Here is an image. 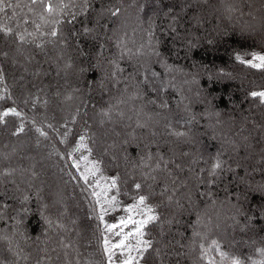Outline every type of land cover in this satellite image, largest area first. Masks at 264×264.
I'll list each match as a JSON object with an SVG mask.
<instances>
[{
	"label": "trees",
	"instance_id": "obj_1",
	"mask_svg": "<svg viewBox=\"0 0 264 264\" xmlns=\"http://www.w3.org/2000/svg\"><path fill=\"white\" fill-rule=\"evenodd\" d=\"M212 1L93 0L89 16L78 18L74 24L61 26L66 45H47L43 50L35 45L21 48L23 56L30 60L26 65L30 71L25 77L27 84L18 80L19 76L9 61L10 57L16 60L18 57H15V50L2 44L0 34V50L9 52L7 58L0 57V65L5 72L4 84L0 85V95L5 97L0 99V113L9 108L21 113L20 117L11 114L4 117L5 123L0 124V129L3 132L12 129L11 137H16L29 134L27 130L34 124L47 133V138L42 136L39 142L54 145L53 158L66 174L70 189L82 209L80 219L79 214L72 207L69 208L70 214L76 217L80 234H73L65 242L75 244L82 252V243L91 226L95 248L93 264H107L103 249L106 229L103 220L98 218L101 210L93 194L91 178L95 175H89L85 181L82 176V156L99 163L97 175L109 180L113 176L119 178V191H112L121 204L133 201V196L137 194L132 187L134 180L155 185L154 188L144 187L140 192L149 197L148 203L160 216L158 222L149 224L144 230V239L152 241V248L143 253L141 264H207L209 256L217 258V253L211 250L213 240L229 254V258L238 256L245 264L264 260V256H255L254 253L255 248H264V216H257L254 211H250V206L264 204V200L249 188V185L251 189L264 185V104L259 102V98L253 99L248 95L251 91L264 90V68H254L236 60L237 54L244 60H252L253 54L264 56V34L260 37L242 34L236 23L239 19L232 16L221 20L222 14L214 11ZM243 1L251 3L254 0ZM19 2L22 9L26 8L24 5L28 4V0ZM243 4V12L248 11L247 4ZM127 6L135 13L134 25H128L129 30H125V27L126 21L130 19L122 16L125 11L123 7ZM33 7L39 10L38 5ZM117 7L120 9L118 16L113 17L108 12L101 15L105 8ZM21 8L16 9L19 15L26 12H22ZM138 11L140 20L136 17ZM11 15L12 9H7V16L0 13V22L14 26L15 21L8 19ZM82 22L95 29L92 34L95 39L92 36L72 35L73 32L81 31ZM28 27L32 30V25ZM171 28L179 32L180 39L174 36ZM150 33L154 34L151 36V46ZM128 50H131V54H127ZM137 50L142 54H137ZM153 50L159 51L161 56L152 55ZM122 51L124 55H121ZM59 56L62 60L58 59ZM112 61L123 69L115 77L112 76L115 71ZM67 64L71 67H66ZM81 69L86 71L82 72ZM61 70L70 75L64 78L67 84L55 76ZM148 71L158 73L155 78L162 85L160 92L143 82ZM126 88L129 90L128 97L133 94L135 99L125 98L126 94L120 90ZM25 89L30 90L31 94L22 99L19 96ZM152 89L157 93L152 92ZM69 96L71 99H66L73 107L67 113L59 112V100ZM152 98L160 104L167 103L168 107H161L158 111L149 104ZM250 101L256 103L255 109L249 106ZM131 105L138 106L145 114H152L155 121L164 125L169 123L163 122L155 113H162L163 110V113L168 112L166 114L181 121L176 125L171 123V128L186 133L189 129L186 121L191 123L195 119L194 132L191 137L177 138L169 135V130L160 125L155 129H152L151 124L135 129L129 126L124 128V125L120 127L118 124H122L123 120L120 121L117 114H129ZM105 111L111 114L107 119L113 120L108 127L105 125L111 133H119L124 139V133L133 132V146L128 149L124 146L120 150L121 158L128 163L134 162L130 165L140 167L141 173L147 171L141 166V158L146 159L151 154L156 156L151 163L153 167L158 157L163 156L165 160L173 159L182 163L183 171L169 166L163 173L161 170V179L155 181L127 175V169L113 159L100 140L96 143L92 128L87 124L91 122L93 125V121L99 119L100 124H103L104 115L95 118L91 114ZM112 112L116 113L113 115ZM21 124L23 131L14 134ZM149 128L152 130L149 131ZM83 134L87 135L90 154L85 150L73 151ZM3 139L0 135V142L10 141ZM111 141L114 142L113 137ZM161 143L163 146L159 145ZM237 145L238 151L230 150ZM198 146L210 150L208 167L217 155L225 161V170L213 184L206 182L208 177L202 171L204 164H198L197 154L202 155L194 152ZM14 148L15 155L6 157L0 154V183L6 181L5 187L0 190V237H7V240L1 241L3 245L7 243L6 248L11 247L10 253L13 257L16 255L15 259H23L24 264H33L34 261L42 263V259L50 258L48 253L51 247L56 246L52 241L55 243V238L63 237L60 231L58 235L50 232L53 222L61 221L60 215L55 212L59 209L50 211L44 208L48 205V196L45 191H38L42 188V181L26 180L21 174L12 175L14 168L27 167L25 158L31 160V152L26 147L23 150ZM185 152L194 153L184 156ZM74 162H78L80 167H75ZM229 167L234 171H229ZM37 170L32 167L29 171L36 173ZM5 171L11 172V175H4ZM168 171L173 173L171 177L167 175ZM173 179L177 181L175 186L172 185ZM165 185L169 191L162 197L160 192ZM15 188L24 191L21 192V189V193L15 195ZM168 196L174 200L172 204L166 201ZM200 218L208 219L201 220V223L207 222L204 229L198 227ZM47 221H51V224ZM193 235L199 237L193 240ZM241 240L253 241L246 245ZM201 245L209 251L207 256L202 254L198 259ZM44 248L45 252L42 251ZM75 257L80 259L81 255Z\"/></svg>",
	"mask_w": 264,
	"mask_h": 264
},
{
	"label": "rangeland",
	"instance_id": "obj_2",
	"mask_svg": "<svg viewBox=\"0 0 264 264\" xmlns=\"http://www.w3.org/2000/svg\"><path fill=\"white\" fill-rule=\"evenodd\" d=\"M206 1H204L205 3ZM253 2V4H251ZM251 3L248 2H244L243 0H213L212 4L214 8V11L220 12L222 14L221 20H227V17H232L235 16L239 19V21L237 20V27L239 29V32H241L242 34H248L251 37H260L261 35L264 34V2L262 0H254ZM247 4V9H249L248 11H244L243 9L245 7L242 6L241 9V5L242 4ZM243 4V5H244ZM133 9L135 10L134 4H133ZM240 7V8H239ZM125 9V11H123L122 16L123 17H127L130 20L126 21V27L125 30H129L128 25L132 24V26L134 25L133 22V18H135V13L133 12L134 10L127 6V7H123V10ZM241 9V10H240ZM107 8H105L103 10V14L107 13ZM23 11L27 12V8H24ZM104 14V15H105ZM140 12L138 11V15H136V17H138L139 19ZM229 22V21H228ZM144 23V22H143ZM2 39L3 42L2 44H4L5 46H7L10 50H15V57H18V59L16 60V58L10 57L9 61L12 64L15 73L17 72L18 74V80L21 83L28 82V80L25 78L27 75H29V69H27L26 65L27 63L30 62V60L28 58H26L25 56H23V52L21 51V53H17L16 52V44L13 42V38L12 37H8L5 38L2 35ZM25 46V45H24ZM26 46H30V45H26ZM23 47V46H22ZM23 49V48H22ZM24 57V58H23ZM59 60H62L61 56L58 57ZM5 62H7V65L9 66V68L12 70V66L10 65V63L8 62V60H6ZM11 66V67H10ZM25 69H27V71H25ZM147 76L149 77V80L147 81L148 85L152 88L158 89L159 92L161 90V86L160 83L157 81L156 78H152L151 77V73L148 71L147 72ZM9 75H11V73H9ZM223 75H226L227 77L230 76V74L227 73H223ZM55 76L57 77V79L60 81L62 80L64 83H68L67 81H65L64 78H68V74L64 73L62 70L55 73ZM26 79V80H25ZM144 83H146L145 81H143ZM157 82V83H156ZM23 85V86H26ZM130 88V86H128ZM121 92H123L125 95V98L127 97V100H131V99H135L136 96H133V94H129L128 97V88H126V90H120ZM152 92H155L152 89ZM31 94V91L28 89H25L23 94H21L22 96H19L22 99H26L28 95ZM67 97L63 98L64 100ZM59 100V102L61 103V109L59 110V112L61 113H67L71 110V107H73L72 103L70 104L69 101H64V100ZM121 104V101L119 102ZM249 106L252 107L253 109H255L256 107V103L253 104L252 101L249 102ZM149 104H151V106L153 108H156L158 111H160L161 109V105L158 101L155 100V98H152L151 100H149ZM130 113L129 114H124L123 116H121L120 114H117V117L120 121L123 120L122 124H118L120 127L122 125L125 126L124 128L128 127L129 128H137V124H142L147 125V124H151L153 126L152 129H155V127L158 125L162 126V128H166L169 130V126L172 124L181 122L179 119L177 120L175 116L171 115V114H166V113H155V116H159V118L165 122V123H169V124H165L164 123H159L157 121H155L154 116L152 114H145V112H143L142 110H140V108L137 106H133L131 105L129 108ZM165 112V111H164ZM113 115L116 112H112ZM93 117L95 118H101L103 117V114L100 112H94ZM111 115V114H110ZM85 120V119H83ZM117 120V121H119ZM139 120V121H138ZM111 122H113L112 119H107L106 116L103 117V124H100V119L97 121H93V125L90 123H87V120H85V123L89 124L91 126V130L93 132V135L95 137V141L98 144L99 140L101 142V145L103 146V148L108 151L111 156L113 157L114 160H116L119 165L123 166L125 169H127V175L129 176H139L141 178V172H140V167H135L133 165L134 162L130 161L128 163V161H125L123 158H121L120 156V150L121 148L124 146H126V148H131L132 145V133L133 132H129L124 133L125 138L122 139L121 135L119 133H111V130H108V126L110 125ZM17 123V122H16ZM15 123V124H16ZM188 123V135H190V137L192 136L193 132H194V124L196 123L195 119L191 121V123H189L188 121H186V124ZM251 125L257 127L254 123L250 122ZM14 124V125H15ZM107 127H106V126ZM16 126V125H15ZM18 126V125H17ZM151 126V127H152ZM171 127V126H170ZM37 125H31V128L28 129V133L29 134H23V135H19L16 137H11L13 130H8V131H1L0 129V135L2 136V139L4 137L3 140H10L9 142H4L1 141L0 142V148L2 149V152L0 153L1 155H5L7 157V155H13L14 153H16V149L14 147L20 148V150H23V148L30 150L31 152V160L30 158H25L27 160V167L24 168H14V170L12 171V175H16V174H21L24 175V177L26 178V180H33V181H42V188L39 189V192L45 191L47 193L48 196V205L44 206L45 209L50 211H54L55 208L59 209L57 212L58 215H60L59 217L61 218V221L59 222H53V227H50V232L56 233V235H58V232L60 231V233L62 234V238H55L54 241L55 243L52 241L53 244H55V247H51V251H49L50 253H48L50 256L49 259H42V263L45 264H77V262H79V264H93L94 261V256H95V248L93 247V238H92V233H93V228L90 226L87 230L88 235L86 236V239L84 240V242L82 243V252H79L78 247L75 244H68L65 242V240L71 239L73 234H77L79 235V231L77 228L78 222L75 219L76 217L74 215L70 214V207H72L80 216V219L82 218L81 214L82 213V209L81 206L79 204V201L77 200L75 194H73V192L70 189L69 186V181L67 180V176L66 174H64V172L62 171V169L60 168L59 164L56 162V160L53 158V155L55 156V149H54V145L52 143H50L49 145H43L39 142L40 138L42 137L37 131ZM103 128L105 130H103ZM149 128V131L152 130ZM172 129V128H171ZM258 129H260V125L258 126ZM104 131V132H103ZM107 131V132H106ZM224 133V131H223ZM25 135V136H24ZM187 135V138L189 137ZM128 136V137H126ZM5 137L7 139H5ZM114 139V142H110V138ZM264 137V136H263ZM10 138V139H9ZM32 140V142L30 140ZM30 141V142H29ZM100 145V144H99ZM160 146H163V144H159ZM201 149V150H200ZM233 149H236V151H238L239 147L237 145V147H233L230 150L232 151ZM195 153H202V155L197 154V161L198 164L203 163L204 169H207L208 164H209V157L211 156L210 150L207 148H202L201 146H198L196 149H194ZM27 151V150H26ZM194 152H190L191 155ZM17 154V153H16ZM15 155V154H14ZM187 155V156H188ZM120 156V157H119ZM153 159L152 161H149V163L151 164L152 162L155 161V157L156 156H152ZM3 158V157H2ZM90 160V159H89ZM91 161V160H90ZM205 161H207L208 163H205ZM83 164V172L85 175L89 176L91 175L90 173H85V167H91L90 164L86 165L85 161L81 162ZM34 165V166H33ZM41 168H39V167ZM32 167L37 170V167L39 170H37L36 173H31L29 170L32 169ZM163 173V170H162ZM156 180L161 179V171L156 173ZM160 175V176H159ZM163 175V174H162ZM37 177L39 179H37ZM91 177H93L91 175ZM93 187H94V193H99L100 195L97 196V200H99V207L101 210V207L103 206L104 209H106V211L103 213V224L105 226V224H116L119 222V218L122 216H126L127 214L123 211V208L125 206H127L128 204H131L133 201L129 202V203H118L117 205H115V207H110L107 203L108 200L111 199L112 196H116L114 191H112V189L107 190V186L110 183V180L107 177H104L100 174H95V176L93 178ZM98 182V183H97ZM21 183H24V181H22ZM6 185V181L4 180L2 183H0V190L5 187ZM24 185V184H23ZM22 185V186H23ZM27 187V186H26ZM29 187V186H28ZM154 186H150V188H154ZM16 189V191H15ZM15 195H18L19 193L23 192L24 190L19 189V188H15ZM25 189V188H24ZM21 191V192H20ZM10 200H12V198H10ZM166 201L169 202V204H172V202L174 201L173 199H171V201L168 200V197L166 198ZM165 220L167 219V215L165 214L164 216ZM219 218V217H217ZM137 219H139V217H137ZM206 220H208L207 218H205ZM204 218H200V226L198 224V227L201 228H205V223H207L206 221H202L201 220H205ZM65 222V223H64ZM68 222V223H66ZM70 222V223H69ZM204 223V224H203ZM132 228L131 225H129L128 228L124 229V232L129 231ZM120 229H114L113 232L115 231H119ZM113 232H108L106 231L105 233V237H107L112 243H117L120 240V236H115L113 235ZM56 235H53L56 236ZM58 237V236H57ZM74 237V236H73ZM197 238L199 236H195L193 235V240L194 238ZM3 241V240H2ZM2 241L0 240V252H3V255L7 257V259L9 261H13L14 264L15 263H23L24 264V260L21 259L20 261L17 259H15V257H13V255L10 252L4 251L5 250V246L7 245H3ZM238 241V240H237ZM243 243H245L246 245H249L252 243L253 240H241ZM73 242V241H72ZM134 243V241H133ZM160 243V242H159ZM43 246L45 247V242L43 239ZM70 245V247H64V245ZM7 249V248H6ZM44 248L42 251L45 252ZM115 255L113 256V264H120V262L123 259L127 258V251H124L123 253L119 250V249H114ZM195 251L193 250V253ZM255 256H260L261 254L257 252V248H255ZM203 253L200 252V255L198 256V259L201 258V255ZM213 256L215 255V253H212ZM75 255H81V258H77L75 257ZM133 256H137V253L133 252L132 253ZM217 258H220L219 255L217 254ZM216 261L219 264L220 259ZM209 259H211V257L209 256ZM29 261V259H27ZM25 259V261H27ZM194 260L196 262H198L197 259L194 258ZM35 262V261H34ZM33 264H38V262H35ZM39 263V264H42ZM139 263H140V259H139ZM32 264V263H31ZM141 264V263H140ZM224 264H230V258L224 261Z\"/></svg>",
	"mask_w": 264,
	"mask_h": 264
},
{
	"label": "snow or ice",
	"instance_id": "obj_3",
	"mask_svg": "<svg viewBox=\"0 0 264 264\" xmlns=\"http://www.w3.org/2000/svg\"><path fill=\"white\" fill-rule=\"evenodd\" d=\"M93 0H28V4L24 5L27 8V12H23L21 8V4L19 0H16L15 3L12 0H0V13H4L7 16V9H12V15L8 17V19L15 21V25H10L7 22H0V34L3 37L8 38L12 37L13 42L16 44V52L21 53V48L24 45H35L36 48L43 50L47 45H66L67 41L63 38L61 26L63 24H74L78 18L87 17L92 11ZM39 6V10L37 11L33 6ZM21 8L23 12L22 15H19L16 12V9ZM108 14L115 17L120 14V9L117 8H108L106 10ZM103 14V10L101 15ZM19 15V18H18ZM35 17V19L33 18ZM28 25H32V30H29ZM172 33L177 39H180V34L175 28H171ZM95 32V29L87 26L82 22L81 31L73 32V36H83L89 37ZM154 35L150 33L149 45L151 46V36ZM95 39L94 36H92ZM79 43V41H77ZM103 47V46H101ZM125 53L122 51L121 55ZM127 54H131V50H128ZM137 54L140 53L137 50ZM152 55L157 57L161 56L159 51L153 50ZM9 56V52L0 50V57L7 58ZM236 60L241 63H245L254 68H264V56L253 54L252 60H244L239 54L236 55ZM253 61H259V63H254ZM115 66V71L112 73V76L115 77L118 72L123 71L119 67V64L115 61H112ZM66 67H71L70 64H67ZM27 71V69H25ZM81 71H86V69H81ZM158 75L156 72L151 73V77L155 78ZM5 80V72L2 65H0V85L4 84ZM149 77L145 75L144 81L147 83ZM5 91L7 89L5 88ZM253 99L259 98V102L264 104V90L261 91H251L248 94ZM3 95H0V99H4ZM71 99V96L67 97ZM38 99V98H37ZM163 108H167V103H163L161 105ZM13 115L16 117H20L21 113L18 112L15 108H9L3 113H0V124L5 123L4 117L8 115ZM104 116L110 118V111H105L102 113ZM123 116V113H120ZM138 127H144L142 124H137ZM48 127H52L48 125ZM23 131V124L17 129L14 134H18ZM36 131L41 135L47 138V133L43 131L41 128H37ZM169 135L175 136L177 138L186 137L188 134L183 131H177L171 129L169 126ZM87 135H80L79 140L76 143V147L73 149L74 152H79L81 150L88 151L91 153V148L88 147V143L86 142ZM71 155V154H70ZM184 156H187L188 153H183ZM81 159L86 162V165L90 164L91 167H85V173H90L91 175H95L99 172V163L95 161H90L88 156H82ZM153 157L151 154L141 158V166L146 169L141 173L143 179L145 181H155L156 176L153 173H157L161 170L168 169L169 166H174L177 170L183 171L182 163L169 159L165 160L163 156H159L157 161L155 162V166L153 167L149 161H152ZM205 163H208L205 161ZM74 166L79 168L80 165L78 162H74ZM225 170V161L219 158L217 155L212 159L210 166L207 169L202 170L205 175L208 177L207 183L213 184L215 180L220 178V173ZM229 171H234L231 167L228 169ZM4 175H11V172L5 171ZM167 175L171 177L173 173L171 171L167 172ZM83 178L87 182L88 176L82 173ZM118 177L113 176L110 178V183L107 186V190L118 188ZM204 182V181H202ZM98 183V182H97ZM177 181L175 179L172 180V185L175 186ZM132 187L137 193L133 196V202L128 204L123 208V211L127 214L126 216H122L119 218V222L116 224H105V229L108 232H113L114 229H120L119 231L113 232V235L120 236V240L117 243H112L107 237L103 238V249L104 254L107 257V264H113V256L115 255L114 249H119L122 253L127 251V258L123 259L120 264H139V259L143 258V253L148 251V249L152 248V241L145 240V228L149 224L156 223L160 220V216L156 213L155 208L148 203L149 197L147 195L140 194L144 187H150V185L143 184L141 182L133 181ZM249 188L252 192L258 193L261 196V199L264 200V185H259L255 189ZM169 188L167 185L160 192V196H164L168 193ZM94 195L99 196V193H93ZM172 197L168 196V200L171 201ZM247 199V197H246ZM99 203V200L97 201ZM110 207H115L119 202L116 200V196H112L110 200L107 201ZM6 207V206H5ZM106 211L104 207H101V215L98 217L103 220V213ZM250 211H254V214L257 216H264V204L252 205L250 206ZM139 217V219H137ZM49 225L51 221H47ZM129 225L132 228L124 232L125 228H128ZM198 235V234H197ZM0 240H7V237H0ZM134 241V243H133ZM64 247H70V245L65 244ZM201 252L204 256H207V252L209 249H206L204 245H201ZM211 250L215 251L219 257V264H224V261L229 259V254L224 252L221 249L219 243L215 240L211 242ZM4 251L11 252V247H8ZM158 251V250H156ZM137 253V256H133L132 253ZM257 252L264 256V248L257 249ZM203 258V257H202ZM0 264H14L13 261H9L6 256L3 255V252H0ZM39 264V262H38ZM79 264V262H77ZM207 264H218L216 259L213 257L208 259ZM230 264H245V262L238 256H232L230 258ZM252 264H264V260L259 262L252 261Z\"/></svg>",
	"mask_w": 264,
	"mask_h": 264
}]
</instances>
